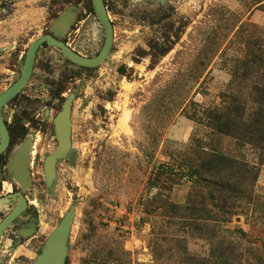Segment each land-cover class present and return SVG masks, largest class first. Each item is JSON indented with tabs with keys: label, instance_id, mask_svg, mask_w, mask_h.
Returning <instances> with one entry per match:
<instances>
[{
	"label": "rangeland",
	"instance_id": "obj_1",
	"mask_svg": "<svg viewBox=\"0 0 264 264\" xmlns=\"http://www.w3.org/2000/svg\"><path fill=\"white\" fill-rule=\"evenodd\" d=\"M260 1L105 0L114 41L103 64L79 66L56 46L40 47L29 83L7 103L3 117L27 124L39 117L51 125L73 97L72 150L59 160L53 186L46 188L44 162L58 140L36 124H29L30 139L13 136L5 157L11 164L20 149L32 150L33 183L44 193L30 197L37 198L29 213L34 226L25 214L0 237V264H34L69 213L65 264H90L92 248L104 250L94 252L104 264H184L190 255L213 264L216 222L243 230L255 249L264 250V221L256 219L252 205L218 208L206 191L193 189L195 180L182 165L191 145L213 140L204 113L231 93L234 66L247 54L245 37L257 43L254 54L264 44ZM72 7L75 21L58 39L95 58L106 38L93 0H0V95L20 78L30 46L51 35L55 21ZM241 25L242 33L235 35ZM217 142L225 153L257 162L253 146L226 136ZM20 167L16 160L14 168ZM161 174L163 191L150 184ZM0 179V199L8 198L0 204L1 223L18 203L11 200L15 183L6 168ZM255 189L264 195V165ZM246 245L236 243L232 264L252 259Z\"/></svg>",
	"mask_w": 264,
	"mask_h": 264
},
{
	"label": "trees",
	"instance_id": "obj_2",
	"mask_svg": "<svg viewBox=\"0 0 264 264\" xmlns=\"http://www.w3.org/2000/svg\"><path fill=\"white\" fill-rule=\"evenodd\" d=\"M262 2L264 0L259 3ZM260 6L264 7V3ZM244 27L241 25L235 35L242 33ZM250 40L251 37H245L243 42L246 44V57L234 66L233 81L230 85L231 93H226L223 96L222 104L219 107H214L204 113L209 120L207 127L213 134V140L206 146L191 145L183 156L182 165L191 172V178L195 180L193 189L201 195L206 191L218 208L236 210L238 203H249L252 205L253 215L257 220L263 222L264 195L257 193L255 187L261 167L264 165V44H260L258 54H254L252 48L257 43L252 45ZM163 52L166 53L167 49L164 48ZM246 79L249 80L248 85H245ZM244 85L249 90L247 96L243 92ZM222 136L232 137L244 145L253 146L258 150L257 162L251 163L246 159H239L236 155L225 153L217 142ZM161 176L162 174L158 177L154 175L150 179V184L154 187L159 185L160 191H163L160 186ZM162 196L163 194L160 192L157 198ZM186 208L180 207L179 209L186 210ZM233 210L230 212L235 213ZM214 227L215 231L221 235L227 233L231 237L240 239L241 242L246 241L248 243L246 248L250 245L248 248L253 257L247 264H264V250L255 249L243 230L233 231L217 224V222ZM219 234H217L216 240L212 238L213 264H232V260L237 256L235 255L236 243L241 242L222 238ZM95 250L104 252L100 248H92L89 263L104 264L106 259L103 261L101 255L94 253ZM240 251L242 250L239 248ZM121 254L123 256L130 255L124 250H121ZM184 264H205V261L190 255L186 257Z\"/></svg>",
	"mask_w": 264,
	"mask_h": 264
},
{
	"label": "water",
	"instance_id": "obj_3",
	"mask_svg": "<svg viewBox=\"0 0 264 264\" xmlns=\"http://www.w3.org/2000/svg\"><path fill=\"white\" fill-rule=\"evenodd\" d=\"M93 7L99 23L105 30V44L100 54L95 58L83 57L65 43L58 39L59 36L64 35L70 29L75 21L77 12L75 9L69 8L63 12L52 26L51 35H45L36 40L28 49L25 57L23 71L20 78L4 93L0 95V155L5 152L9 145V131L2 117V108L6 106L13 98H15L27 86L33 73L36 55L44 44L56 46L62 50L64 55L73 63L83 67H96L103 64L109 57L110 51L114 41L113 25L109 18L105 0H93ZM73 97H69L61 111L55 119V132L59 140V145L56 151L46 159L45 175L49 187L53 186L56 178V164L59 160L67 158L72 150V111ZM61 122L64 123L65 128H61ZM27 153L26 149L22 148L18 151L15 159L10 164V170L15 175V178L26 186L28 177L27 173ZM22 164L20 169L14 168V163ZM24 169V170H22ZM24 172V173H23ZM19 174L21 176H19ZM23 175V178H22ZM8 198L0 199V204L6 203ZM26 200L22 194H19V202L14 210L0 223V237L4 234L7 228L15 221V219L25 211ZM73 222V213L65 216L59 227L54 231L48 239L42 253L39 255L34 264H65L69 249V239L71 225Z\"/></svg>",
	"mask_w": 264,
	"mask_h": 264
},
{
	"label": "flooded vegetation",
	"instance_id": "obj_4",
	"mask_svg": "<svg viewBox=\"0 0 264 264\" xmlns=\"http://www.w3.org/2000/svg\"><path fill=\"white\" fill-rule=\"evenodd\" d=\"M4 107L5 106H3V108H2V117L4 116L3 115V113L5 111ZM3 120H4V122H5V124H6L7 128H8L10 139H9V145H8L7 149L5 150L4 153H2L0 155V172L3 170V168H6L8 170V172H9L10 176L12 177V180L15 183V188H13L10 191L14 195V197L11 200H16V204H17L19 202V194H22L25 197L26 209L16 219L20 218L21 216H23L25 214H28L29 215V217H28L29 224L31 226H34L33 225V217L29 213H30V211H32L31 205L34 204L35 206H37V203H36L37 202V198H35V201H32L30 199V197H33L35 195V193L37 194V196L42 195L44 193V191L41 188H37L38 185L36 186L33 183L34 182V179H33V170H34V165L33 164L34 163L32 162V150H30L29 148H27V150H26V153H27V158H26V160H27V173H28L26 186L28 188H24L23 184L21 182H19L15 178V175L10 170L9 159L7 157H5V155H8L7 152L9 150V147L12 144V139H13L14 135H19V137H21V139H24V140L25 139L28 140V139L31 138V135H30L31 133H29V124H36V125H38L39 128L43 129L45 132L46 131H50L51 137L54 138V139L56 138L58 140L56 132H55V123H54L55 121L53 120L51 122V125H47L45 123L44 119H40L39 117H37L36 119H33L31 121L32 123H29V124H27L25 122L26 119L21 120V119L17 118V120H16V118H15L14 121H12V120L10 121V119L8 120V119H5L3 117ZM35 121H38V122H35ZM44 131L42 133L41 132L40 133L45 135ZM0 143H1V140H0ZM58 145H59V140H58ZM30 148L33 149V146L32 147L30 146ZM15 157L16 156L13 157L12 161L15 159ZM45 162H44V164H45ZM58 162H57V164H58ZM57 164H56V169H57ZM44 169H45V166L43 168V177H44V181H45V186L47 188V179H46V176H45V173H44ZM22 170H24V169H22ZM0 182H3V181L0 179ZM40 185L41 184H39V186ZM18 226H20V225H18Z\"/></svg>",
	"mask_w": 264,
	"mask_h": 264
}]
</instances>
